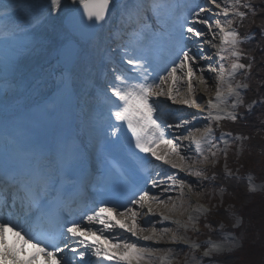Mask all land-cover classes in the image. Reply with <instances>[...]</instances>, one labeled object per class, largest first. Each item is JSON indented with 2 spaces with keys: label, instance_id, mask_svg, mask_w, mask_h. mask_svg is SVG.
<instances>
[{
  "label": "snow or ice",
  "instance_id": "6c2138e0",
  "mask_svg": "<svg viewBox=\"0 0 264 264\" xmlns=\"http://www.w3.org/2000/svg\"><path fill=\"white\" fill-rule=\"evenodd\" d=\"M73 5L78 7L73 9ZM177 7L173 0H69L67 4L64 0H48L47 4L44 0H0V9L6 10L0 11V25L10 29L9 37L14 42L13 54L0 59V264H103L113 260L116 264H156L149 255L153 251L167 253L158 258L159 264H171L179 257L183 249H150L118 235H105L119 228L132 237L159 244L169 229L150 231L140 225L139 218L153 214V205L166 204L161 195L178 183L183 195V181L178 182L175 175L133 178L116 159L114 153L123 149L118 136L125 124L131 133L128 155L137 168L150 163L148 157L185 170L186 161L189 165L215 166L222 156L223 179L228 180L239 171L228 165L229 151L235 145L238 160L258 147L264 163V144L253 146L251 133L221 131L215 136L221 122L235 123L245 118L237 109L244 106L240 89L247 90L250 83L233 87L232 81L240 70H245L247 81L254 79L247 74L257 61L254 54H248V63L240 62V45L245 41L233 25L249 17L250 23H255L260 17L258 27L264 38V0L260 4L206 0V5L189 0L182 17L174 16ZM117 36L122 43L113 48L111 42ZM255 36L249 33L246 39ZM218 37L219 45L215 43ZM161 38L171 42L170 59L156 71L152 54ZM189 42L197 47L196 52ZM204 45L217 49L213 55L220 61L219 71L211 65L205 69L199 63L212 58L204 54ZM260 51L259 71L264 72V48ZM109 53H120V64L127 67L113 65L110 79L101 84L94 75L96 61L111 63ZM18 56L30 63L22 65ZM225 61L230 63L227 79ZM205 71L217 73L215 97L206 103L204 118L208 126L199 139L191 137L197 156L203 158L194 160L182 155L180 145L174 143L189 136L166 138V129L178 132L191 121L165 124L156 115L159 109L152 98L196 105L193 79L199 73V82L207 85ZM182 86L186 96L178 99ZM262 88L264 76L257 81V90ZM229 97H235L230 105ZM260 105H264V96L247 105V115ZM229 107L231 110H227ZM113 118L120 123H111ZM258 122L259 129L253 131L261 136L264 112ZM204 144L213 149L209 155H204ZM162 145L166 147L158 151ZM136 150L144 155H137ZM187 172L193 174L191 166ZM195 175L206 176L202 170H196ZM156 177H160L159 172ZM206 178L215 181L220 177L213 173ZM253 179L249 173L248 193L264 190V179L259 184ZM103 185L122 189L126 202L100 206L76 219L74 209L85 193ZM152 189H159L160 194L152 193ZM224 191L220 189L221 194ZM229 219L233 229L241 228V216L233 212ZM95 225L101 227H89ZM218 227L220 242L198 245L173 236L171 243L180 241L188 246L186 264H205V258L207 264H221L214 257L238 252L244 247L245 236L224 232L223 222Z\"/></svg>",
  "mask_w": 264,
  "mask_h": 264
},
{
  "label": "bare ground",
  "instance_id": "6f19581e",
  "mask_svg": "<svg viewBox=\"0 0 264 264\" xmlns=\"http://www.w3.org/2000/svg\"><path fill=\"white\" fill-rule=\"evenodd\" d=\"M245 2H246V0H241V3H245ZM67 3L68 2H65V4H67ZM177 3H178L177 4L178 7H177V10H175L174 16L175 17H182L185 14L184 6L189 3V0H177ZM196 3H199L201 5L202 4L206 5L205 1H203V0H196ZM72 7H73V9H75L78 6L73 5ZM212 7L214 8V6H212ZM214 10L216 12L220 11L219 9H214ZM241 10L245 11V12L248 11L247 9H241ZM0 11H6V10L0 9ZM220 18L223 19V16L221 15ZM259 19H260V17L256 18V20H259ZM250 20H245L244 24H242L240 21H238L237 23H235L233 25L234 27L237 28L238 33L240 35V38L243 37L242 34L248 36L249 33H253L254 28L260 29L256 23H250ZM245 25H247L248 27H245ZM201 27H203V26H201ZM242 28H245V30L242 31ZM9 30L10 29L7 27L0 30V45H4V47L6 49L9 48L10 49L9 53H13L14 52V42L9 37ZM214 31L218 32L219 30L214 29ZM209 36L211 38V34H209ZM209 36L207 38H209ZM257 36H258V38L260 37L261 41H264V38H262L260 36V34L259 35L257 34ZM255 38H257V37H255ZM219 41H220V38L218 37L217 40L215 41V43L217 45H219V43H220ZM163 42L166 43V41H163ZM120 43H122V41H120L118 36H117V38L111 42V46L113 48H115ZM167 43L171 46L170 41H167ZM188 46L192 48L193 52L197 51V47L195 45L191 44L190 42H189ZM165 48L167 49V47H165ZM240 48H241V45H240ZM160 51L166 53V50H164L162 47H160L159 51L156 49V47H154L153 54H158V52H160ZM215 52H216V49L210 47L209 45H204V54L212 57L211 60H203V61L199 62L205 69H207V67L209 65H211L213 67V66H215V63L217 64V60H216L217 57H216V55H213V53H215ZM109 55H111V57L113 58V61L111 62L112 64H110V67L107 68L108 72L110 71V68L113 65H115L117 67H127L126 65L120 64V53H109ZM168 57H170V55L167 56V61L169 60ZM19 58H21L20 62L22 65H27L30 63L29 59H27L26 57H19ZM163 59H164V57H163ZM98 60L96 61V65H95V69H94V75H96L98 77V79L100 80V83L103 84L105 82V79L104 78L102 79V76L107 71H104V69H105L104 65L103 64L100 65ZM52 63H55V60H52ZM217 68H219L218 64H217ZM203 75H204L205 79L208 81L207 85L201 84L199 82V73L193 79L195 92L193 93L192 98L195 99L196 105H194L192 107H189L188 105L183 104V103L173 104L171 101L167 100L166 97H159V98L153 97L152 98V100L155 101L156 105L158 106L159 110L156 113V115L159 117L160 120L167 121V123L168 122L176 123L181 119H188L191 121L190 124L182 127L178 132L175 130H172V129H166V138L174 140V137L176 135L182 134L184 136H189L190 138L187 140H184L183 142L174 140V143L180 145V153L182 155L190 156L194 160H202L203 159L202 157L197 156L196 146L194 143L191 142L192 136H195L197 139H199L202 135L201 131H199V132L195 131L196 128H200V130H201L202 118L199 115L202 116L200 110H205V109H202L200 106V102L202 101L203 98L199 94L200 93H201V95L204 94L206 97H209L210 99L212 97L213 98L215 97V91H214L215 90V83H216L215 77L213 75H209V74L207 75L206 71L203 73ZM251 77H253L255 79V77L253 76V72L251 74ZM205 87H207V89H208L207 91H205ZM197 91L199 93H197ZM185 96H186V88H184L182 86L181 87V93H180V96H178V99H183V98H185ZM231 99H234V97H229V100H231ZM161 111L165 112V115L164 116L162 115L163 117H161V114H160ZM170 111L172 113H170ZM206 114H207V111H206ZM195 115L197 117V120L198 119H201V120L200 121H193V116H195ZM69 119H71V118L69 117ZM203 121H206V120L203 119ZM125 126H126V124H125ZM122 129H127V126L123 127ZM189 130H191V132ZM125 142L127 143V139ZM127 145H126V150L128 152ZM165 147L166 146L162 145L161 148L158 149V151L164 149ZM133 150H134V144H133ZM136 151H138V150H136ZM148 159L150 161V163L147 164L149 175L153 176L154 178H161L166 173L167 174H173L176 176L178 182L183 181V195H181V188H180V185L178 183L177 186L173 190L169 191L168 193H164L163 195H161V199L165 200L166 204L153 205V207L155 208V212L153 214L146 215V216L139 218L140 225L141 226H147L150 229V231L152 228H155L159 232V230H161V227H164V228L169 229L168 233L164 235L163 239L160 241L159 244H156L153 241H145L143 239H137L136 237H132L130 233L123 232V230H121L119 228L114 229L112 233H108L107 235H118L121 239H128L129 242H135L138 246H148L150 249H167V248H173V249H177V250L183 249L184 247H182L180 245V243H181L180 241H178L175 244L171 243L172 237L173 236H176L177 238L182 237L180 232L182 234H185V236H187L189 238H191L192 236L189 235L187 231L183 233V231L179 230V228H181L183 226H181L180 223L178 225V223L175 221L176 220H179V221L182 220L183 221V219H184L183 217L185 216L186 213L184 214V216L179 215V213L183 212L191 204L194 208V206L196 204L201 203L198 200V195L196 194V190H199L198 188L202 186L201 182L206 183V181L203 180L200 182V180H201L200 177H197L195 175V171L199 170L198 169V163L189 165V162L186 161L185 162V170H180L179 168H172L171 165L162 164L159 161H155L154 158L148 157ZM218 163L219 164L222 163V158L219 159ZM189 166H191L193 169L192 175H189L187 172V167H189ZM220 169L221 168L217 165L216 166L208 165L206 167H203L202 171L208 172V175H210L211 173H213L217 170H220ZM157 172L160 173V177H156ZM215 174H217V172H215ZM233 179H236V177ZM222 181L223 180H221V179H217L215 181H212V184L218 185L219 182H222ZM168 183L170 184L171 182H168ZM185 186H187L189 189H185ZM91 190L92 189H90V191ZM151 191L154 194H160L159 189H152ZM89 193L84 195L83 201L81 202L82 204L79 205L77 208V211L81 212V214L84 212L89 213L90 211L87 209L92 207V206H89L86 208L84 206V201L87 199L88 200L91 199L93 196V193H91V196L89 197ZM228 194H229V192L225 191V196ZM169 197H171V199H169ZM182 201H184V202H182ZM174 202L176 204H179V206H176ZM89 204L92 205L93 203L91 202ZM200 213L201 212H199V214ZM192 214H193L194 218H196L199 215V214L195 213L194 211ZM165 216L174 219V222L172 220H170V218H168V220H164L163 217H165ZM144 219H147L148 221L150 220L148 225H143ZM169 220L171 222H169ZM218 224H219V222L217 220L212 221L214 232H213V234H209V235L203 233V240L207 241V239H209L210 241H212V240L219 241L221 239V235H220L221 230L218 229L219 227L217 229H215L218 226ZM99 226L100 225H95V226H90V227H93L94 229H98ZM102 240L103 239H101V242H102ZM205 241H203V242H205ZM216 241H213V242H216ZM182 244L185 245L184 243H182ZM109 247H110V245H109ZM164 253H165L164 251H153V252H150L149 255L153 256V258H156V257H158V255L164 256V255H162ZM206 262H207V258L205 259V264H206Z\"/></svg>",
  "mask_w": 264,
  "mask_h": 264
},
{
  "label": "rangeland",
  "instance_id": "374dc122",
  "mask_svg": "<svg viewBox=\"0 0 264 264\" xmlns=\"http://www.w3.org/2000/svg\"><path fill=\"white\" fill-rule=\"evenodd\" d=\"M203 1H205V3H206V0H203ZM47 2H48V0H44L45 4H47ZM65 2H69V0H64V3ZM246 2H250L253 4H260L262 2V0H246ZM202 5H204V4H202ZM250 19H251V17L246 18L245 20H250ZM245 20H243L241 23L244 24ZM258 21L260 23V19ZM245 27H248V26L245 25ZM243 30H245V28H242V31ZM253 33L256 34L255 37H257V38L246 39L247 35L242 34L243 37H241V40L245 41V42L241 43V50L243 53L241 61H240L241 63L247 64L248 63V60L246 59L247 55L248 54H254L256 61H257L256 64H261L262 53H261L260 49L264 48V42H262L260 40V37L258 38V36H257V34L258 35L260 34V29L254 28ZM209 38H210V36H209ZM216 51H217V49H216ZM255 52H257V54ZM216 60H217V64L219 67L220 61H219L218 57L216 58ZM223 63L225 64V69H226L224 75H225V79H227V70L230 67V63L227 61H225ZM217 64L215 63V66H213V67L216 68L217 71H219V68H217ZM206 72H207V75L208 74L213 75L214 77L217 75V73H215V72H208V71H206ZM252 72H253V69H252L251 73H248L247 75L251 76ZM258 80H259V78H255L254 80L252 79L251 81H247L246 76H245V70L239 71L236 78L232 81V86L235 87L236 84L241 83V82H249L250 83V87L247 90L240 89L241 95L244 99V106L237 109L238 114L240 116L245 117V118L242 120H238L235 123H233L231 121H223V122H221L222 128H215V125H212V127L215 128V136L218 137L220 135L221 131H230L234 135L237 133H241L243 125L245 126V124L248 122V119L252 116V114H254V112L256 110L261 109V107H257L255 109H253V113L251 115H247V112H246L247 105L252 101L251 96L253 93H254L255 97H257V98L260 96H264V88L260 89L259 91L257 90V81ZM197 93H199V92L197 91ZM199 95L203 98L202 101L200 102V106L202 109H206V103L208 100H210V98L206 97L204 94L201 95V93ZM225 95H227L226 90H225ZM211 99H214V98L212 97ZM233 102H235V97H234V99H231L228 101L229 105ZM262 106L264 107V105H262ZM227 110H231L230 107L227 108ZM200 112L202 114V116L201 115H199V116L202 118L201 132L203 134L205 127L208 126V121L204 118L207 116L206 111L200 110ZM203 119H205L206 121H203ZM200 120L201 119L197 120L196 115L193 116V121H200ZM262 137H264V136H257V135L255 136L254 135L253 140H255L257 143H261V142L264 143V138H262ZM220 147L223 148L224 145L220 144ZM237 147H238V145L233 146L230 149L229 154H228V165H229V167L232 168L233 170H235L236 168H239V171L236 172L234 174V176L231 178V179H233L236 177V179L231 180L230 183L222 181V182H219L218 185H215V184H212V181L207 179L206 176H210L213 173H215L216 171L211 173L210 175H208V172H204L206 174V176L200 177V179H201L200 182L204 180V181H206V183L201 182L202 186L198 188L199 190H196V194L198 195V200L201 203L196 204L194 206V208L191 204L187 209H185L186 211L184 210L183 212L179 213V215H183V216L186 213L185 216L183 217L184 218L183 221L182 220H180V221L176 220L175 221L178 223V225L180 223V225L183 226V227L179 228V230L183 231V233L187 231L188 234L192 236L191 237L192 239H191V238L185 236V234H182L180 232L182 237H185L188 240L190 239L189 241H191V242H194L198 245H206L210 240L209 239H207V241L203 240V233H205L207 235L213 234L214 231H213L212 221L214 219L218 220L219 224L221 222H223L226 225L225 229L223 230L224 232L231 233V232L235 231L237 234H240V233L244 234V232L246 230V227L244 226V224H242L243 227L241 226V228H239V229H233L231 227L232 220L229 219L230 214L233 212L236 213V215L240 216L238 214V207H237V204H240L238 197L247 196V198H243V199H246L247 201L250 199L256 200L257 198H259L260 201H262V200L264 201V190L256 192V193H251V194L248 193V191H247V186H248V182H249L248 181V175H249V173H251L249 171V167H252L256 162H258V166L252 168V171L254 170V172L252 173L254 176V179L252 182L254 184H259L261 182V180L264 179V171H262V168H264V163H261L262 157L259 155L258 149H256L252 152L251 155H249L247 152H245L243 154V156L238 160L237 155H236ZM203 148H204V155H209L210 151L213 150V149H210L207 144H204ZM143 155L144 154H142L141 156H143ZM220 158H222V163H220V164L217 163L216 165L221 168L220 170L222 171V175H223V168H224L225 161H224V158L222 156ZM208 165L213 166L212 164L198 163V169L202 170L203 167H206ZM242 182H243L244 186H240V183H242ZM227 187H232L235 190L233 192V194H231L227 190ZM221 188H223L225 191H228L229 194L225 196V191L223 194H221V192H220ZM185 189H189V188L187 186H185ZM182 202H184V201H182ZM175 205L179 206V204H176V203H175ZM255 209H254V212H255ZM204 210H207V212H205ZM193 211L197 214H199V212H201V213L196 218H194V216L192 214ZM222 212L227 214V217L225 220H220ZM250 212H252V211H250ZM168 218H170V217H168ZM170 220H172L174 222V219L170 218ZM170 220H169V222H171ZM149 222H150V220L148 221L147 219H144L143 225H148ZM205 224L210 225V227H205ZM163 228L164 227H161V229H163ZM217 228H218V226L215 229H217ZM203 241H205V242H203ZM213 241H216V240H212V242ZM216 242H220V240L216 241ZM182 243L183 242H181L180 245L182 247H184L183 252L180 253L178 258L173 259L171 261V264H186V260H187L186 254L188 253L189 249H188V246L186 244L183 245ZM261 244H263V243H261ZM262 247H264V244L263 245L259 244V248H262ZM246 248H247V245L245 244V240H244V247H243V249L239 250L240 251L239 257L242 256L245 259V262L247 264H252V262L255 264H258L259 262H261V264H264V257H262V253H261V250L259 248H255V249H249L248 248L247 250H245ZM203 250L204 249L202 247L200 249V251L202 252ZM236 253H238V252H236ZM162 255L165 256V255H167V253H164ZM197 255H199V253H197ZM159 257H162V256L158 255V257L154 258V260L156 261V264H159V259H158ZM218 258L221 259V256L214 257V259H216V260H218ZM221 264H224V263L221 262Z\"/></svg>",
  "mask_w": 264,
  "mask_h": 264
},
{
  "label": "trees",
  "instance_id": "16d2710c",
  "mask_svg": "<svg viewBox=\"0 0 264 264\" xmlns=\"http://www.w3.org/2000/svg\"><path fill=\"white\" fill-rule=\"evenodd\" d=\"M255 23L259 25L258 20H256ZM255 53L257 54V52ZM260 68H261V64H256V66L253 68V76L255 78L260 79L261 76H264V72L259 71ZM251 97H252V101L254 99H257L254 93L252 94ZM258 107H261V109H259L260 111L256 110L254 114H252V116L248 119V122L245 124V126L243 125L241 133H245V134L251 133L253 136L254 135L256 136L253 129L254 128L259 129L260 124L258 122V118L260 117V113L264 111V107L262 105ZM261 136H264V134ZM251 144L253 146H259L260 144H264V143L263 142L257 143L255 140H252ZM256 166H258V162H256L252 167H249V171L253 173L254 170L252 171V168ZM216 172H217L216 175L220 177L219 179L223 180L224 182L230 183L231 180H235V179L225 180L223 179L221 170H217ZM240 186H244L243 182L240 183ZM232 189H233L232 187H227V190L231 194H233V192L235 191L234 189L233 190ZM243 198H247V196L238 197L240 204H237V207H238V214L243 218V224L246 227V230L244 232V236H245L244 240H245V244L247 245V248L245 250H247L248 248L249 249L259 248V244L260 245L264 244V215H263L264 214V201L263 200L260 201L259 198H257L256 200L250 199L247 201L246 199H243ZM254 209H255V212H254ZM221 214L222 215H221L220 220H225L227 217V214L224 212H222ZM214 220L216 221V219ZM259 249L261 250L262 257H264V247L259 248ZM239 252L240 251H238V253H233L232 256H227V255L221 256V259L218 258V260L220 262H223L224 264H247L245 262V259L242 256L239 257L240 255ZM252 264H255V263L252 262ZM258 264H261V262H259Z\"/></svg>",
  "mask_w": 264,
  "mask_h": 264
},
{
  "label": "water",
  "instance_id": "95a60500",
  "mask_svg": "<svg viewBox=\"0 0 264 264\" xmlns=\"http://www.w3.org/2000/svg\"><path fill=\"white\" fill-rule=\"evenodd\" d=\"M82 11V10H81ZM86 22V21H85Z\"/></svg>",
  "mask_w": 264,
  "mask_h": 264
}]
</instances>
